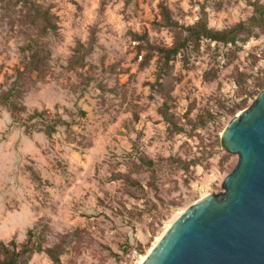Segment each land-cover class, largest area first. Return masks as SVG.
<instances>
[{
	"label": "rangeland",
	"instance_id": "rangeland-1",
	"mask_svg": "<svg viewBox=\"0 0 264 264\" xmlns=\"http://www.w3.org/2000/svg\"><path fill=\"white\" fill-rule=\"evenodd\" d=\"M252 1L0 0V98L26 83L19 123L0 100V240L32 231L45 250L27 264H139L133 249L149 255L185 209L225 193L239 157L221 134L263 90L264 30L188 45L165 71L157 49L203 16L248 21ZM36 51L40 71L19 79ZM35 110L64 123L28 134Z\"/></svg>",
	"mask_w": 264,
	"mask_h": 264
},
{
	"label": "water",
	"instance_id": "water-1",
	"mask_svg": "<svg viewBox=\"0 0 264 264\" xmlns=\"http://www.w3.org/2000/svg\"><path fill=\"white\" fill-rule=\"evenodd\" d=\"M221 137L239 157L226 192L185 209L143 264H264V89Z\"/></svg>",
	"mask_w": 264,
	"mask_h": 264
},
{
	"label": "trees",
	"instance_id": "trees-1",
	"mask_svg": "<svg viewBox=\"0 0 264 264\" xmlns=\"http://www.w3.org/2000/svg\"><path fill=\"white\" fill-rule=\"evenodd\" d=\"M254 6V14L248 21H242L238 24L225 28V29H214L209 26V22L206 16L198 19L194 24L185 26L176 25L178 27L177 37L175 43L171 47H163L157 49V56L160 69L165 71L166 66L170 62L175 60L176 56L180 54L182 49L188 45L199 47L201 42L209 40L211 42L222 43L224 45H237L239 42H247L252 36L254 29L259 27L264 30V4H261L260 0L252 1ZM170 20V16L167 14L166 19ZM48 17H45L47 20ZM170 22H172L170 20ZM146 40L149 42L146 36H136V41ZM142 46V45H141ZM142 48L139 50L141 51ZM44 62L41 60L40 51L33 53L29 61L25 65V71L19 72V79H24L23 74L31 73L34 70L40 71V66ZM162 72V71H161ZM19 83V82H17ZM25 82L15 84L8 91L1 95V102L7 105L11 112L14 120L19 123V114L25 110V107L20 104L17 97L22 93L25 88ZM257 87L264 89V79L259 81ZM251 96V95H250ZM255 96V95H254ZM247 99H244L241 103L236 105L230 112L236 114L237 110L243 109L247 106ZM48 111L35 110L30 114L27 121H32L31 125L25 123L26 132L29 134L33 130L44 131L48 135H52L60 122L64 123L61 119L50 120ZM40 124V125H39ZM221 146L229 152L223 142L220 140ZM152 164V162H149ZM33 232H29V240L20 246L15 240H11L9 243L0 240V264H27L31 256L37 252L44 251L42 241L32 242ZM47 252L55 263H60L59 252L55 248H48Z\"/></svg>",
	"mask_w": 264,
	"mask_h": 264
},
{
	"label": "built area",
	"instance_id": "built-area-1",
	"mask_svg": "<svg viewBox=\"0 0 264 264\" xmlns=\"http://www.w3.org/2000/svg\"><path fill=\"white\" fill-rule=\"evenodd\" d=\"M129 257L132 260H137L138 258H141V255L139 254L137 249H133L130 253H129Z\"/></svg>",
	"mask_w": 264,
	"mask_h": 264
},
{
	"label": "bare ground",
	"instance_id": "bare-ground-1",
	"mask_svg": "<svg viewBox=\"0 0 264 264\" xmlns=\"http://www.w3.org/2000/svg\"><path fill=\"white\" fill-rule=\"evenodd\" d=\"M170 226H168L167 230L169 229ZM148 258V255L146 256H141L140 260L138 261L139 264H143Z\"/></svg>",
	"mask_w": 264,
	"mask_h": 264
}]
</instances>
